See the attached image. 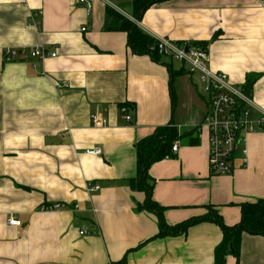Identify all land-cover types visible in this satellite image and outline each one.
<instances>
[{"label":"crops","instance_id":"obj_1","mask_svg":"<svg viewBox=\"0 0 264 264\" xmlns=\"http://www.w3.org/2000/svg\"><path fill=\"white\" fill-rule=\"evenodd\" d=\"M109 1L125 11L115 13L133 14L132 0ZM106 8L92 0L89 11L77 0H0V264H213L217 224L156 237V214L138 209L145 194L128 184L136 143L157 127L177 131V150L148 170L168 226L201 216L207 205L232 226L241 203L264 199V131L246 135L245 166L238 152L231 174L213 176L197 74L166 56L132 53L126 31L105 28ZM139 19L154 36L206 46L209 68L251 82L264 109L259 0H161ZM39 45L55 57L2 54ZM92 115L106 124L92 125ZM93 147L101 155L84 152ZM88 181L99 189L88 192ZM55 203L58 209H44ZM9 217L21 225H8ZM224 264H264V236L242 233L238 258L227 254Z\"/></svg>","mask_w":264,"mask_h":264},{"label":"built area","instance_id":"obj_2","mask_svg":"<svg viewBox=\"0 0 264 264\" xmlns=\"http://www.w3.org/2000/svg\"><path fill=\"white\" fill-rule=\"evenodd\" d=\"M92 1L100 2L106 7L122 12L109 0ZM90 2L91 0H77V4L86 5L87 11H89ZM259 2L264 6V0H259ZM38 14L39 12L32 13L31 18H35ZM157 40L156 50L158 54L184 63L189 73L197 74L200 89L207 97V110L203 116L202 125L209 134L207 163L210 173L213 176L231 174L234 169V159L238 152L241 156V165L245 166L247 161L246 135L254 131H264V109L255 103L252 94L244 89L243 83H233L227 74L209 68V53L206 46H199L194 43H175L164 37H157ZM2 54L9 61L17 58L44 59L55 57V53L49 54L40 45L29 48H6ZM119 111L123 119L130 122L131 117L126 106H120ZM90 120L94 126L106 124V119L96 115H92ZM177 145L178 142L175 141L171 148L172 152L177 150ZM84 152L88 155H101L99 147H93ZM98 189L99 186L95 182L88 181L86 183L88 192H95ZM59 207L60 205L55 203L45 205L44 209L55 210ZM7 224L19 227L21 221L15 217H9ZM83 232L80 231L79 233ZM107 264L125 263L108 262Z\"/></svg>","mask_w":264,"mask_h":264},{"label":"trees","instance_id":"obj_3","mask_svg":"<svg viewBox=\"0 0 264 264\" xmlns=\"http://www.w3.org/2000/svg\"><path fill=\"white\" fill-rule=\"evenodd\" d=\"M159 1L161 0H132L134 10L133 14L129 15L130 18L119 15L113 9L107 7L108 22L105 28L126 31L128 35L127 43L132 53L147 54L154 60H158L163 55L158 54L156 50L157 37L141 29L138 23L142 12ZM110 16H112L111 20L109 19ZM249 79H254V77L252 76ZM250 83L247 81L243 84L247 92L250 89ZM177 139V131L170 125H165L157 127L151 135L137 141L136 175L134 178L128 179V184L132 191H140L145 194L143 203L137 205L138 209L156 214L159 225L156 237L184 233L188 227L197 222H214L222 231V241L214 250L213 264H224L227 254H232L238 258L242 233L264 236V199L241 203L239 205L240 220L232 226L226 225L218 211L211 205H207V211L201 216L191 217L174 226H168L162 218L163 207L152 199L153 179L150 177L148 170L154 162L171 156L172 145ZM229 245H231V250H229Z\"/></svg>","mask_w":264,"mask_h":264},{"label":"rangeland","instance_id":"obj_4","mask_svg":"<svg viewBox=\"0 0 264 264\" xmlns=\"http://www.w3.org/2000/svg\"><path fill=\"white\" fill-rule=\"evenodd\" d=\"M113 4V3H112ZM114 6H116L118 9L120 8V6H118V5H116V4H113ZM121 10H122V12H125V11H123V9L122 8H120ZM169 59H171V58H168V60ZM171 62L173 63V64H176L177 66L179 65H181V62H179V61H176V60H173V59H171Z\"/></svg>","mask_w":264,"mask_h":264},{"label":"water","instance_id":"obj_5","mask_svg":"<svg viewBox=\"0 0 264 264\" xmlns=\"http://www.w3.org/2000/svg\"><path fill=\"white\" fill-rule=\"evenodd\" d=\"M86 7V5H84ZM229 250H231V245H229Z\"/></svg>","mask_w":264,"mask_h":264}]
</instances>
